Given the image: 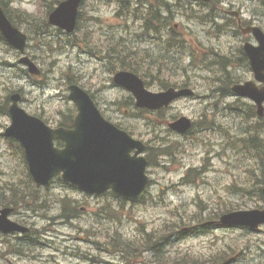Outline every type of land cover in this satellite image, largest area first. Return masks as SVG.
I'll list each match as a JSON object with an SVG mask.
<instances>
[{
  "label": "clouds",
  "instance_id": "clouds-1",
  "mask_svg": "<svg viewBox=\"0 0 264 264\" xmlns=\"http://www.w3.org/2000/svg\"><path fill=\"white\" fill-rule=\"evenodd\" d=\"M250 50L264 0H0V264H264ZM85 107L139 162L132 194L33 170L17 122L60 155Z\"/></svg>",
  "mask_w": 264,
  "mask_h": 264
},
{
  "label": "water",
  "instance_id": "water-1",
  "mask_svg": "<svg viewBox=\"0 0 264 264\" xmlns=\"http://www.w3.org/2000/svg\"><path fill=\"white\" fill-rule=\"evenodd\" d=\"M58 19L60 23L70 25L71 8L65 7ZM249 54L259 74L264 68V58L254 50H250ZM16 132L30 145L33 170L38 177L57 168H65L67 178L84 187L100 188L106 183H115L127 194H132L138 187L139 162L127 158L126 140L100 124L87 107L75 133H57L69 140L68 152L64 154L57 155L51 151L50 134L34 122L19 120ZM239 219L233 218V221Z\"/></svg>",
  "mask_w": 264,
  "mask_h": 264
}]
</instances>
